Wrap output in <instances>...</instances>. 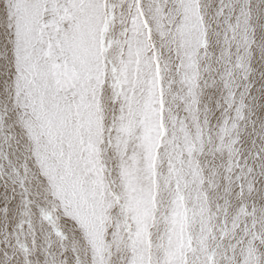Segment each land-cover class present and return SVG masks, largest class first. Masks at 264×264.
Wrapping results in <instances>:
<instances>
[{
  "label": "snow or ice",
  "instance_id": "snow-or-ice-1",
  "mask_svg": "<svg viewBox=\"0 0 264 264\" xmlns=\"http://www.w3.org/2000/svg\"><path fill=\"white\" fill-rule=\"evenodd\" d=\"M0 264H264V0H0Z\"/></svg>",
  "mask_w": 264,
  "mask_h": 264
},
{
  "label": "rangeland",
  "instance_id": "rangeland-1",
  "mask_svg": "<svg viewBox=\"0 0 264 264\" xmlns=\"http://www.w3.org/2000/svg\"><path fill=\"white\" fill-rule=\"evenodd\" d=\"M218 158H221V160L225 159L224 157H222V150L221 149H218L216 151V154H215V159H213V157H208L207 160L211 162L208 163V165L205 166V171H207L208 169H212V171H214L216 173V181L219 182L218 180H220V177H221V174L224 173V175H227V169H222L223 167H221L222 164L221 161H217ZM233 160L235 159L234 157H231ZM242 158V157H241ZM228 159V158H227ZM229 161V160H228ZM227 161V162H228ZM242 162V160H241ZM219 163V164H218ZM215 165L216 169L212 168V165ZM210 165V167H208ZM221 167V168H220ZM227 168V167H226ZM237 171V172H236ZM226 173V174H225ZM239 174V170L238 169H234L232 175L235 176V175H238Z\"/></svg>",
  "mask_w": 264,
  "mask_h": 264
},
{
  "label": "bare ground",
  "instance_id": "bare-ground-1",
  "mask_svg": "<svg viewBox=\"0 0 264 264\" xmlns=\"http://www.w3.org/2000/svg\"><path fill=\"white\" fill-rule=\"evenodd\" d=\"M222 150V157H224L225 159H223V160H221V158H218V160L217 161H221V163L220 164H222L221 165V167H223L222 169H224V167H225V169H227L226 167L228 166V163H229V159L231 158L230 157V153L228 152V150H227V148L225 147V148H222L221 149ZM244 155H247V153L245 152L244 153ZM228 158V159H227ZM232 159V158H231ZM241 160H243V157L241 158ZM208 161V160H207ZM228 161V162H227ZM211 164V163H210ZM219 164V163H218ZM206 165H208V163H206ZM208 167H210V165L208 166ZM220 167V168H221ZM214 169H216V167L214 168ZM209 171V169L207 170V171H205L206 173ZM215 171V170H214ZM237 172V171H236ZM226 174V173H225ZM222 175H224V173H222L221 174V176ZM217 176V175H216ZM219 181V180H218Z\"/></svg>",
  "mask_w": 264,
  "mask_h": 264
}]
</instances>
